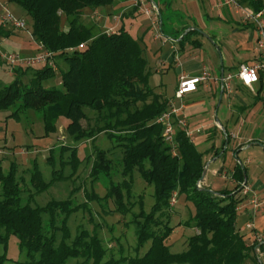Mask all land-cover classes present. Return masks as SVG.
Listing matches in <instances>:
<instances>
[{
    "label": "trees",
    "instance_id": "1",
    "mask_svg": "<svg viewBox=\"0 0 264 264\" xmlns=\"http://www.w3.org/2000/svg\"><path fill=\"white\" fill-rule=\"evenodd\" d=\"M9 1L19 4L30 16L33 40L57 59L53 66L16 68L18 76L13 82L0 83V109H11L9 116L15 118L21 112H37L46 131L55 129L59 117H66L67 133L75 142L105 133L114 142L112 148L122 153L123 165V179L110 182L106 196L114 197L119 210L139 205L131 219L136 236L134 253L124 254L118 246L114 250L119 255L115 256L98 235L96 226L91 231L80 228L71 236L68 217L83 203L71 206V198H52L44 205L32 204L34 195L60 178L61 172L52 171L46 180L34 165L29 178L34 191L25 189L28 194L24 196V181L16 176L14 164L6 172L0 164V244L5 245L10 234L18 238L25 255L18 264H68L71 260H75L74 264H264V259L255 253V246L264 253V240L259 243L255 237L250 239L236 226L235 205L243 173L246 176L245 166L241 162L235 164L233 177L237 184L232 189L216 190L219 194H214L198 187L205 152L199 151L180 129L175 131L174 153L171 145L164 142L162 125L155 119L166 109L168 100L148 83L152 68L143 40L134 38L123 26L107 32L93 20L83 18L87 8L95 10L114 0ZM153 1L159 6L160 31L164 35L198 44L190 36L199 31L189 29L191 25L185 23L184 16L172 12L171 0ZM243 2L254 9L263 6V0ZM137 7L132 6L123 16L132 14ZM2 29L0 25L1 34ZM58 61L64 64L57 66L60 83L44 84L54 76ZM26 72L30 78L24 82L20 77ZM262 80L260 73L257 99L264 86ZM226 139L228 142V133ZM226 139L220 147H210L213 157L219 155ZM74 153L72 149L73 156ZM104 153L98 150L94 158L90 170L94 179L103 171L108 174L111 160L105 159ZM135 169L153 186L154 202L149 211L144 210L141 195L130 201ZM174 192L194 205V214L183 223L194 232L188 237L187 247L179 252L171 251L165 243L173 230L169 201ZM86 195L100 200L94 192ZM145 243H149L148 247L141 252ZM4 260L5 254H0V264Z\"/></svg>",
    "mask_w": 264,
    "mask_h": 264
},
{
    "label": "rangeland",
    "instance_id": "2",
    "mask_svg": "<svg viewBox=\"0 0 264 264\" xmlns=\"http://www.w3.org/2000/svg\"><path fill=\"white\" fill-rule=\"evenodd\" d=\"M146 1L143 0L141 5L137 7L134 21L131 16L135 12L123 16V13L128 10L123 8L131 2L130 0H114L111 5L99 7L96 13H94L95 10L87 8L83 18L85 21L93 20L99 27L107 22L108 25L112 26L111 29H107L108 32L116 31L123 26L134 38H142L146 44V54L152 68L149 85L156 91L162 92L167 98L173 99L178 84L179 68H176L175 64L167 62L166 67L162 69L161 63H159L160 56L170 50L172 41L163 36L158 24L159 20L156 21L154 18L155 13L152 15L154 23L151 21V17L143 13V8L147 4ZM173 2H175L178 10L171 6L172 12L175 11L180 16H184V20L194 23L191 27H196L201 31V33L194 32L190 36V40L198 42L197 45L192 44L189 40L175 43L180 50L181 57L178 61L181 65L192 53L197 54L198 61L207 64L209 68L211 66L213 68L214 64H219L221 61L224 66H234L241 60H254L256 31L250 26L244 28L239 15L214 8L215 0H173ZM8 16L22 20L24 27L15 28L11 23H6L5 19ZM0 25L3 26L2 34L0 33V53L25 56L45 50L40 48L39 44L36 50L31 40V18L19 4L9 0L0 1ZM165 28L167 30L166 21ZM11 33H13L11 39L5 38ZM204 34L208 35L209 38ZM56 59L52 58V61L55 62ZM61 65L64 66L61 61L55 64L54 76L44 84L58 85L60 83L61 72L58 67ZM15 69L7 65L0 56V83L9 84L13 82L18 76L15 74ZM20 78L27 82L30 73L26 72ZM255 87L257 89L258 84ZM200 90L206 100L209 96L208 92H205L203 86L200 87ZM260 97H264V88L260 92ZM246 99L250 102L258 101L247 113L245 120L246 132L254 133L253 136L256 140L248 148L238 151L237 158L249 171V182L247 183L252 187L254 186V189L256 187L255 190L264 196V185L260 187L259 184L264 183V144L259 141L264 135V108L262 102H259L262 100L256 99L255 96L248 94ZM175 101L179 100L175 99ZM215 101H219V98L217 100L215 98ZM204 104L201 105L204 106ZM224 106L225 99L220 105L218 116ZM202 110L204 111V109ZM10 112L11 109H0V164L4 172L10 169L12 163L14 164L16 176L22 177L24 181L22 195L28 194L25 189L30 188V193L34 191L29 186V178L34 170V165L42 171L46 180L50 179L53 174L52 171L61 172L60 178L56 179L47 189L34 195L32 204L44 205L52 198H71V206L83 203L68 217L67 225L71 236H74L80 228L91 231L96 226L98 235L113 250L115 256L119 255L114 250L118 246L122 247L124 254L134 253L136 236L131 219L132 213L139 211V205L134 204L129 210H119L114 197L106 196L109 183H116L123 179L121 174L122 153L118 149L112 148L113 140L105 133H99L95 138L75 142L67 133L68 119L66 117H59L55 123V129L46 131L37 112L32 110L25 113L21 112L19 118L9 116ZM209 112L212 111L206 113ZM207 116L192 122L204 125L212 119L211 114ZM193 138L197 149L205 152V161L210 160L207 159L208 153L206 151L215 142V138L206 139L203 132L195 134ZM64 147L68 149L62 150ZM72 149L75 150L74 156ZM98 150H104L105 159H110L111 162H108V174L103 171L94 179L90 175V170ZM51 155L53 158H50ZM224 156V162L219 158L210 163L204 178L203 185L214 191L231 187V183L226 181L220 173L217 174V170L222 167L229 169L234 159L230 149L226 150ZM248 158L250 161L247 163L246 159ZM252 181H254L253 184L250 183ZM124 191H122L123 199L126 202ZM93 192L100 197V200L86 197V194ZM131 194V202L136 201L138 195H141L144 210H150L154 202L153 186L148 185L136 169L132 173ZM170 214V225L173 226V230L166 238L165 243L169 245L171 251L179 252L187 247L188 237L194 232L193 228L183 225L184 221L194 214V205L184 195H176V201L174 205H171ZM247 217L244 211L237 213L236 226L238 230L249 236L250 239L255 237V232L263 234L264 208L257 212L254 218L256 231L245 229L244 224ZM148 244L145 243L140 251L143 252ZM3 253L5 260L1 264H18L25 259L24 252L19 248L18 238L13 234L8 236L5 245L0 244V254ZM257 253L261 259H264L262 251L258 250ZM74 262L75 260H71L68 264H74ZM245 264H250V262L247 261Z\"/></svg>",
    "mask_w": 264,
    "mask_h": 264
},
{
    "label": "crops",
    "instance_id": "3",
    "mask_svg": "<svg viewBox=\"0 0 264 264\" xmlns=\"http://www.w3.org/2000/svg\"><path fill=\"white\" fill-rule=\"evenodd\" d=\"M0 1H3V0H0ZM130 1L131 2H129V4H127L123 8L124 10L125 9L129 10L132 6H134L133 5L134 0H130ZM146 2H147V4H149L150 0H147ZM171 6L174 7V9L176 8L175 2H173V0H171ZM211 9H213V7H211ZM97 11H98V8L95 9L94 13H96ZM222 11L223 12H225V11L229 12L226 9H224ZM136 13L137 12L132 14V16H131L132 20H133V18L135 20ZM147 16H149V15H147ZM149 17H151V16H149ZM151 19H152V17H151ZM151 21L153 22V19ZM189 22L190 21L185 20L186 24L194 25V23H192V22L189 23ZM158 24H159V21H158ZM101 25H102L101 29H103L104 31H107V32H108L107 29L112 28V26L108 25L107 22H104ZM243 26H244V28L248 27L246 25H243ZM12 34L13 33H11V35L5 36V38L11 39ZM163 36L166 37L168 40L172 41V45L170 46V50L168 52H166L165 54H162L160 56L159 63H161L160 66L162 67V69L166 67L167 62H169L170 64L171 63L175 64L176 68H179V70H178L179 71L178 77H179L181 75H195V74L200 73L203 67L209 68V66H207V64L198 61V55L194 54V53H192L191 55L189 54L188 58H186V60L182 63L183 65H181L178 61L181 57L180 56V50L178 49V47L175 44L176 42H178V39L168 37L167 35H164V34H163ZM252 38H253V35H252ZM31 40L33 41V44L37 50L39 46L33 40L32 35H31ZM248 60L247 59L241 60L234 66H224L223 62L221 61L219 64H214L213 68L211 66V68H209V69L210 70L212 69L211 72L220 77L221 73H223V74L235 73L237 71L238 65L240 63H250L252 59L249 61ZM257 84L258 83H255L253 85L254 90H251L246 85L242 84L236 78H234L233 81L230 82V85L228 87L222 86L220 81L218 83L212 82V81L208 82V83H201V84H199L197 91L186 94L181 99V101L178 102V104H182V108L179 112V116L185 117V119L187 121L188 129L192 131L193 142H195V140L193 138L194 135L200 134L203 132L206 139H214L215 138V142L212 143L210 145V147L214 144L215 148H218V147H220L222 140L224 138L226 139V134L228 133L229 141L226 143V146L224 145L225 148L223 146V149L220 151L219 155L213 157L212 156L213 152L211 151V149L209 148L207 150V151H209V152H207L208 153L207 159L211 160L210 163L219 159V158L222 160V162H224V160H225L224 154H225L227 149H230V153L232 154L233 158L235 159V160L233 159L232 164L229 167V169L222 167V168L217 170V174L220 173V175L223 176L226 181L231 183V187H226L225 189H232L237 184V181L233 177V171H234L235 164L241 162L237 158L238 157V151L243 150L245 148H248L250 145L254 144L255 143L254 140H256V138H254V136H253L254 133L251 134L249 132H246L247 126L245 125V120L247 117V113L250 111L252 106H254L258 103V101L250 102V101H247L248 99H246V96L248 94H251L253 97L255 96V98H256L257 89H256L255 85H257ZM201 86H203V88H205V90H206L205 92H208V94H209V96H207L206 100H205V97L202 96L203 94L201 93L202 91L200 90ZM263 88H264V86H263ZM159 93L163 94L162 92H159ZM259 96H260V93H259ZM164 97H165L166 101L167 100L169 101L172 99V98H167L165 95H164ZM215 98H216V100H217V98H219V101H215ZM223 99H225V106H224V109L221 111V114L218 116V114L220 112V110H219L220 105H221ZM259 100H262L259 102H262L263 108H264V97H260ZM203 103H205L204 106L201 105ZM205 108L207 109V111ZM202 109H204V111ZM208 111H212V112L206 113ZM208 114H211L212 119L210 121H208L207 123H205L204 124L205 126L201 125V124H196L195 122H192L193 120L196 121L197 119H199L201 117H202V119L206 118V116ZM216 118L218 119L220 125L217 123ZM206 126H210V127H206ZM221 126L223 127V129L221 128ZM216 138H217V140H216ZM259 141H261L264 144V135L259 139ZM249 161H250L249 158L246 159L247 163ZM210 163H209V165H210ZM209 165L207 167V171L209 169ZM245 168H246V182H249V176H248L249 171H248L246 166H245ZM207 171H206V173H207ZM204 178L201 181L202 184L204 183ZM253 182L254 181H252L250 183L253 184ZM259 184H260V187L264 185V183H259ZM255 189H256V187H255ZM263 208H264V205L259 211H262ZM242 211H244L246 213V215L248 216L247 217V220H248L250 217L249 212L245 211V210H242ZM255 216H256V214H255ZM255 216H254V218H255ZM253 221H254V219H253ZM244 227L247 231L249 230L246 228L245 224H244ZM254 230H255V222H254L253 231ZM263 235H264V232H263Z\"/></svg>",
    "mask_w": 264,
    "mask_h": 264
},
{
    "label": "built area",
    "instance_id": "4",
    "mask_svg": "<svg viewBox=\"0 0 264 264\" xmlns=\"http://www.w3.org/2000/svg\"><path fill=\"white\" fill-rule=\"evenodd\" d=\"M142 2L143 0H134L133 5L139 6ZM215 7L221 10L226 9L229 12L239 15L240 21L243 25L250 26L256 31V37L254 38V60L250 63H240L235 73H226L223 74V77L213 74L207 67H203L198 74L181 75L178 77V84L174 92V98L167 101L166 109L155 119V122L162 125L163 140L165 143L171 145L173 153L176 146L174 140L176 129L184 131L192 140V131L188 129L185 117L179 116L182 104H178V102H180L186 94L197 91L199 84L211 81L218 83L220 81L222 86L228 87L230 82L236 78L249 89L254 90L253 85L259 82L260 73H262V81L264 85V0L263 6L259 9H254L250 5L244 3L243 0H215L214 8ZM143 13L151 17H153L152 15L155 13V20H159L151 2L144 6ZM5 22L11 23L15 28L24 27V22L22 20L14 19L12 16L6 17ZM40 48L42 47L40 46ZM0 56L4 59V62L7 65L13 68H25L45 64L51 66L54 65L51 53L47 50L38 51L33 55L24 56L13 53H0ZM175 99L179 101H175ZM176 195V192L171 195L169 201L171 205H174ZM263 205L264 196L260 195L246 181L242 182L239 190V201L235 205V211L237 213L242 210L249 212L250 217L245 223L247 229H254V216ZM255 238L257 242L260 243L264 240V235L255 232ZM255 249L257 253L259 247L255 246Z\"/></svg>",
    "mask_w": 264,
    "mask_h": 264
},
{
    "label": "water",
    "instance_id": "5",
    "mask_svg": "<svg viewBox=\"0 0 264 264\" xmlns=\"http://www.w3.org/2000/svg\"><path fill=\"white\" fill-rule=\"evenodd\" d=\"M150 2L152 3L153 8H154V11L156 12V14H157V16H158V18H159V20H160V19H161V13H160V10H159L157 4H156L153 0H150ZM189 29H196V30H198V31L201 33V31H200L198 28H196V27H189ZM204 35H205L206 37L209 38L208 35H206V34H204ZM220 77H223V73L220 74ZM216 121H217V123L220 125V123H219V121H218L217 118H216ZM221 128L223 129L222 126H221ZM226 143H227V139H226V142H225V146H226ZM225 146H224V148H225ZM210 161H211V160H208V161L205 162V165H204V168H203L202 174H201L200 178H199L198 181H197V186L200 187V188H202V189H204V190H208V191H210V192H212V193H214V194H219V192H216V191H214V190H212V189H210V188L204 187V186H202V184H201V181H202L203 178L205 177V174H206V171H207V167H208ZM243 174H244V181H243V182H245V181H246V176H245V173H243ZM238 190H240V187H239ZM255 253H256V249H255ZM260 263H261V262H260Z\"/></svg>",
    "mask_w": 264,
    "mask_h": 264
}]
</instances>
